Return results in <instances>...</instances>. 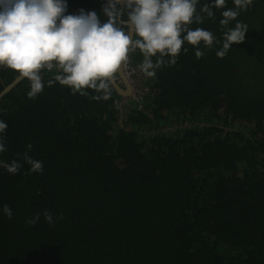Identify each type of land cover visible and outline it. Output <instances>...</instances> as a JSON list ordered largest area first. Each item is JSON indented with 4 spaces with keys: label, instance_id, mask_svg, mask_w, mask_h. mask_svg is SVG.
Instances as JSON below:
<instances>
[{
    "label": "trees",
    "instance_id": "trees-1",
    "mask_svg": "<svg viewBox=\"0 0 264 264\" xmlns=\"http://www.w3.org/2000/svg\"><path fill=\"white\" fill-rule=\"evenodd\" d=\"M66 2V14L107 20L106 0ZM224 10L190 27L222 41ZM237 24L244 40L223 58L222 43L201 44L197 59L185 42L155 77L141 71L139 49L130 52L139 101L111 84L106 100L73 94L55 68L41 72L35 99L23 78L0 98V161L21 164L18 174L0 167V264H264V0L229 27ZM17 74L0 68V90ZM26 151L42 173L29 174Z\"/></svg>",
    "mask_w": 264,
    "mask_h": 264
},
{
    "label": "clouds",
    "instance_id": "clouds-1",
    "mask_svg": "<svg viewBox=\"0 0 264 264\" xmlns=\"http://www.w3.org/2000/svg\"><path fill=\"white\" fill-rule=\"evenodd\" d=\"M197 4L198 0H106L101 11L107 20L102 21L96 11L86 13L81 9L79 14H66V0H4L0 3V68L27 79V96L31 99L43 92L41 72L55 68L59 70L55 80L73 94L88 95L91 89L99 93L93 99L106 100L110 83L128 62L130 52L139 49L143 56L140 69L151 78L157 69L176 64L181 51H188L183 47L185 42L201 59L205 55L201 44L213 50L222 43L216 55L223 58L234 43L244 40L245 30L239 24L235 28L229 25L253 0H233L234 8H226V0H212L199 11ZM213 9H226L220 20L225 29L222 41L210 30L190 27L203 24L205 18L215 19ZM7 126L0 121V133ZM26 147L30 151L32 145ZM6 150L0 136V153ZM23 159L31 166L29 174L43 172L42 161L33 159L27 151ZM0 167L18 174L21 164L0 161ZM3 212L7 218L13 217L7 204ZM39 216L37 213L26 223L34 225ZM44 217L50 225L53 223L51 213L46 211Z\"/></svg>",
    "mask_w": 264,
    "mask_h": 264
},
{
    "label": "water",
    "instance_id": "water-1",
    "mask_svg": "<svg viewBox=\"0 0 264 264\" xmlns=\"http://www.w3.org/2000/svg\"><path fill=\"white\" fill-rule=\"evenodd\" d=\"M117 74L119 75L120 79L123 81L122 85H119V83L115 80V78L111 81V85L116 90V92L122 96H130L131 95V85L129 84L126 76L124 75L121 68L118 69ZM22 78L17 74L8 84H6L1 90H0V98L7 93L9 90H11Z\"/></svg>",
    "mask_w": 264,
    "mask_h": 264
},
{
    "label": "built area",
    "instance_id": "built-area-1",
    "mask_svg": "<svg viewBox=\"0 0 264 264\" xmlns=\"http://www.w3.org/2000/svg\"><path fill=\"white\" fill-rule=\"evenodd\" d=\"M122 68H123L124 74H125L128 82H129V84L131 85V88H132L131 96H132V98L136 101H139L140 95L144 89L142 88L138 71L136 69L134 70L133 68H131L127 64H124L122 66Z\"/></svg>",
    "mask_w": 264,
    "mask_h": 264
},
{
    "label": "flooded vegetation",
    "instance_id": "flooded-vegetation-1",
    "mask_svg": "<svg viewBox=\"0 0 264 264\" xmlns=\"http://www.w3.org/2000/svg\"><path fill=\"white\" fill-rule=\"evenodd\" d=\"M115 80L119 83V85H122L123 81L120 79L117 73L115 74Z\"/></svg>",
    "mask_w": 264,
    "mask_h": 264
}]
</instances>
